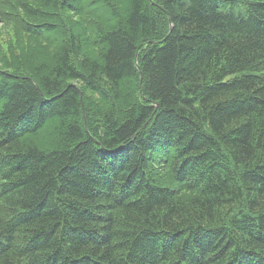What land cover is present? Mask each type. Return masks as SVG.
Masks as SVG:
<instances>
[{
    "label": "trees",
    "instance_id": "1",
    "mask_svg": "<svg viewBox=\"0 0 264 264\" xmlns=\"http://www.w3.org/2000/svg\"><path fill=\"white\" fill-rule=\"evenodd\" d=\"M0 5V264H264V0Z\"/></svg>",
    "mask_w": 264,
    "mask_h": 264
},
{
    "label": "rangeland",
    "instance_id": "2",
    "mask_svg": "<svg viewBox=\"0 0 264 264\" xmlns=\"http://www.w3.org/2000/svg\"><path fill=\"white\" fill-rule=\"evenodd\" d=\"M111 1L114 2L115 0ZM3 10L4 12H2ZM12 10L16 11L17 13L20 12L21 17V11L19 9L15 7H13V9L6 8V6L0 5V14H4L3 17L5 20L9 19V17L7 16H17ZM66 14L72 15V13ZM76 18L78 19V17H75L74 19ZM41 37H37L35 35L28 36L22 31V29L18 25L14 23V21L10 22L9 20L8 22H3L0 17V71L11 72L19 70L21 67L14 66V64L20 62L19 59L23 56L22 51L26 53L33 52L36 53L38 56L44 58L50 56L53 50L51 47L44 43L47 42L45 40L46 38L44 39L45 36ZM18 46L21 48L20 53L18 51Z\"/></svg>",
    "mask_w": 264,
    "mask_h": 264
}]
</instances>
